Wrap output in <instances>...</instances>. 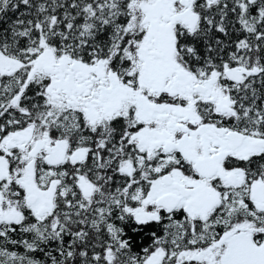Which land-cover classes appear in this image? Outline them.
<instances>
[{"label": "snow or ice", "instance_id": "1", "mask_svg": "<svg viewBox=\"0 0 264 264\" xmlns=\"http://www.w3.org/2000/svg\"><path fill=\"white\" fill-rule=\"evenodd\" d=\"M0 264H264V0H0Z\"/></svg>", "mask_w": 264, "mask_h": 264}]
</instances>
